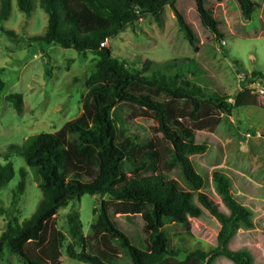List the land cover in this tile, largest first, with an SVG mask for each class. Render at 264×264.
I'll return each instance as SVG.
<instances>
[{
  "label": "trees",
  "instance_id": "trees-1",
  "mask_svg": "<svg viewBox=\"0 0 264 264\" xmlns=\"http://www.w3.org/2000/svg\"><path fill=\"white\" fill-rule=\"evenodd\" d=\"M175 1L79 0L91 13L107 20L106 26L90 29L72 11L71 0H38L48 23L45 33L31 41L41 46L43 57H48L44 47L52 45L81 55L90 52L95 56L94 69L85 81L87 92L79 117L55 133L32 136L21 149L11 146V151L2 156L5 163L0 164V189L15 176L10 161L14 153L38 177L41 200L35 212L22 222L14 214L7 216L0 207V215L6 216L5 229L0 234V260L9 254L22 264H59L65 253L68 258L85 264H118L122 251L131 264H215L220 258L233 264H253L247 248H230L238 230L252 228L251 214L233 195L231 179L219 170L212 176L225 212L199 192L204 181L190 159L207 150L206 144L197 141L198 134L215 130L222 115L235 108L236 103L231 104L228 96L209 89L207 73L194 58L175 59L169 76L161 68L148 75L150 61L143 69L128 70L113 57L110 48L101 46L125 29L135 27L141 18L151 17L160 25L165 8L170 7L180 30L196 49L197 38L175 9ZM235 1L243 21H250L255 3ZM13 2L26 16L35 7V0H2L0 23L10 16ZM195 2L201 24L221 43L218 20L206 8L204 0ZM0 31L14 36L4 28ZM244 82H264V71H252ZM5 90L6 84L0 79V93ZM6 100L20 110L21 95L7 94ZM120 104L130 109L132 118L152 121L157 139L142 145L131 137L121 138L113 118V111ZM176 168L188 190L168 177ZM20 177L13 208L18 206L26 188L25 169L20 170ZM196 192L201 207L194 203ZM84 195L101 198L93 211L90 235H84L76 210ZM69 205L72 209L68 216V240L57 228L55 219ZM202 208L220 225L216 247L192 251L179 261L184 252L170 246L164 227L167 223L188 226L190 218L203 215ZM110 211L115 215L141 217L143 249L120 230Z\"/></svg>",
  "mask_w": 264,
  "mask_h": 264
},
{
  "label": "rangeland",
  "instance_id": "rangeland-1",
  "mask_svg": "<svg viewBox=\"0 0 264 264\" xmlns=\"http://www.w3.org/2000/svg\"><path fill=\"white\" fill-rule=\"evenodd\" d=\"M252 1L256 5L255 11L250 21L244 22L235 0H204L206 8L219 22V32L223 36L221 43L201 24L195 0H176L175 9L197 38L196 49L180 30L170 7L165 8L160 25L151 17L141 18L135 27L107 40L106 47L128 70L143 69L150 61L148 75L161 68L163 74L169 76L173 73L171 65L175 59L194 58L207 73L209 89L228 96L234 105L236 103L235 108L222 115L215 130L198 134L197 141L206 144L207 150L190 159L204 181L199 192L225 212L227 210L215 192L212 176L219 170L231 179L232 193L249 210L252 228L238 230L230 248H247L253 264H264V82H244L252 71H264V0ZM70 7L87 28L107 25L106 19L98 18L79 0H71ZM47 23L48 16L39 7L38 0H35L29 16L20 12L13 2L10 16L0 23V30L4 28L14 33L10 37L0 31V79L6 84L5 92L0 93V164L5 163L2 156L11 151V146L21 149L32 136L55 133L82 113V99L87 92L85 81L94 69L95 56L90 52L81 55L72 49L52 45L44 47L48 57H43L41 46L31 39L43 35ZM186 76L191 77V74ZM7 94L22 96L20 110L6 100ZM113 118L121 138L131 137L142 145L157 139L152 130L154 123L132 118L125 104L114 109ZM10 161L15 176L0 189V207L6 210L7 216L14 214L22 222L35 212L41 200L39 179L20 156L13 153ZM21 169L27 171L26 188L18 206L13 208L11 204L20 182ZM168 177L188 190L178 168L173 169ZM199 192L194 198L198 206ZM100 201V197L84 195L76 206L84 235L91 234L93 211ZM71 209L72 205L61 209L55 219L57 228L66 234L68 240ZM202 210L203 215L190 218L188 226L167 223L164 227L170 246L184 252L179 261L185 260L192 251H209L216 247L220 225L209 212ZM110 216L132 243L143 249L145 236L141 217L115 215L112 211ZM5 225L6 216L0 215V234ZM0 264L22 263L6 254ZM59 264L85 263L72 260L63 253ZM118 264H131L122 251ZM215 264L233 263L220 258Z\"/></svg>",
  "mask_w": 264,
  "mask_h": 264
},
{
  "label": "built area",
  "instance_id": "built-area-1",
  "mask_svg": "<svg viewBox=\"0 0 264 264\" xmlns=\"http://www.w3.org/2000/svg\"><path fill=\"white\" fill-rule=\"evenodd\" d=\"M102 47H106L107 46V40L101 44ZM231 104H233V101H229Z\"/></svg>",
  "mask_w": 264,
  "mask_h": 264
},
{
  "label": "crops",
  "instance_id": "crops-1",
  "mask_svg": "<svg viewBox=\"0 0 264 264\" xmlns=\"http://www.w3.org/2000/svg\"><path fill=\"white\" fill-rule=\"evenodd\" d=\"M83 228H84V226H83Z\"/></svg>",
  "mask_w": 264,
  "mask_h": 264
}]
</instances>
